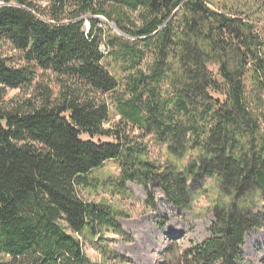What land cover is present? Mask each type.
Segmentation results:
<instances>
[{"label":"trees","instance_id":"16d2710c","mask_svg":"<svg viewBox=\"0 0 264 264\" xmlns=\"http://www.w3.org/2000/svg\"><path fill=\"white\" fill-rule=\"evenodd\" d=\"M0 1V47L13 51L0 50V264L127 262L103 238L123 235L115 212L79 191L109 159L118 161L122 183L145 187L144 205L154 211L150 182L177 210L217 185L207 238L184 250L172 239L160 264H236L246 233L264 223V209L245 205L253 190L264 192L259 0L215 8L206 0ZM41 72L53 76L57 95L41 86L25 100L4 101ZM119 85L116 112L165 149L162 163L120 128L104 127L109 107L97 96ZM85 232L105 261L86 256Z\"/></svg>","mask_w":264,"mask_h":264},{"label":"rangeland","instance_id":"374dc122","mask_svg":"<svg viewBox=\"0 0 264 264\" xmlns=\"http://www.w3.org/2000/svg\"><path fill=\"white\" fill-rule=\"evenodd\" d=\"M210 7L223 6L227 1L235 4L234 0H206ZM245 1V0H243ZM248 1V0H247ZM252 1V0H249ZM258 1V0H257ZM3 1H0L2 4ZM14 0H10L13 3ZM264 9V0H259ZM255 19L264 22V12L259 13L255 10L253 13ZM101 24H106L117 37H123V34L115 31L102 18H95ZM103 44V43H102ZM102 48V47H101ZM0 50L4 54L11 55L12 49L7 46H1ZM14 62L19 61V55L14 53ZM213 72L216 68L210 66ZM42 73V72H41ZM119 84L122 74L118 70H111ZM41 86H48L54 95L58 94L59 86L53 76L42 73L38 74L33 84L24 89H9L4 96L6 103H14L32 97L33 93ZM122 86L119 85L113 91L98 94L100 100L107 103L109 114L104 121L105 128L119 129L123 134H128L130 142L139 143L146 151L144 156L154 163H162L165 160V149L155 144L149 136L143 134L137 127L131 124H125L120 115L115 110V97L122 92ZM55 97V96H54ZM122 170L117 160L109 159L105 163L88 175V183L79 189L80 195L90 201L104 202L115 212L116 220L123 229V235L112 231H105L103 238L106 244L110 246L113 254H119L126 257L127 262L121 264H160L165 257V250L172 239L177 242L180 250L188 248L191 244H198L205 240L209 234L208 228L213 221L211 212V192L215 188L207 186L208 194L196 196L189 210H177L159 188H153V182H150L148 189L154 192V202L156 210L145 207L146 190L142 184L132 181L122 183ZM246 207L251 212L263 214L264 192L253 190L246 201ZM163 224L162 226L160 224ZM263 226L255 227L249 230L244 238V243L240 248L242 257L236 264H264V223ZM170 236H173L169 239ZM79 239L84 253L93 261H105L99 254L98 246L88 232L79 235Z\"/></svg>","mask_w":264,"mask_h":264},{"label":"water","instance_id":"95a60500","mask_svg":"<svg viewBox=\"0 0 264 264\" xmlns=\"http://www.w3.org/2000/svg\"><path fill=\"white\" fill-rule=\"evenodd\" d=\"M100 18H102L103 21L106 22L105 18H103V17H100ZM108 23H109V25H110L115 31L121 33V32L118 30V28H116V26L114 25V23H112V22H108ZM121 34H122V33H121ZM171 238H172V237H169V239H171Z\"/></svg>","mask_w":264,"mask_h":264},{"label":"built area","instance_id":"2783aa9c","mask_svg":"<svg viewBox=\"0 0 264 264\" xmlns=\"http://www.w3.org/2000/svg\"><path fill=\"white\" fill-rule=\"evenodd\" d=\"M101 47H102V48H101V49H102V52H103V53H107L106 47L103 46V45H102Z\"/></svg>","mask_w":264,"mask_h":264},{"label":"bare ground","instance_id":"6f19581e","mask_svg":"<svg viewBox=\"0 0 264 264\" xmlns=\"http://www.w3.org/2000/svg\"><path fill=\"white\" fill-rule=\"evenodd\" d=\"M107 22V21H106ZM108 23V22H107ZM109 24V23H108Z\"/></svg>","mask_w":264,"mask_h":264}]
</instances>
